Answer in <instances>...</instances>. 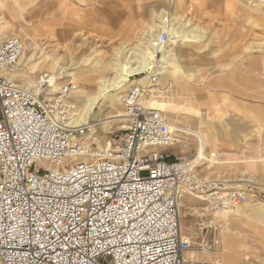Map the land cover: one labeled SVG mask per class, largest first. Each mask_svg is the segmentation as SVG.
I'll return each mask as SVG.
<instances>
[{
  "label": "rangeland",
  "instance_id": "rangeland-1",
  "mask_svg": "<svg viewBox=\"0 0 264 264\" xmlns=\"http://www.w3.org/2000/svg\"><path fill=\"white\" fill-rule=\"evenodd\" d=\"M0 2V38L8 33L23 42L14 79L34 87L40 76H52L54 83L45 92L73 84L74 118L83 108L87 110L84 101L94 94L101 79L114 77L127 66L126 62L113 69L117 61H123L116 55L123 45L144 43L141 50L126 49L139 57L153 46L152 35L167 31L165 53L175 72L159 75L158 87L166 86L160 107L169 124L197 131L203 138L204 157L195 160V177L220 184L222 192L234 188L246 194L245 203L233 209L236 214L216 215L219 247L207 253L208 258H199H212L217 264H264V222L249 216L253 206L264 208V119L251 118L257 107L264 112V0ZM163 16L176 17V24L159 28ZM42 20L53 22L38 29ZM172 31L186 39L172 38ZM161 55L156 53V58ZM96 61L108 62L106 73L100 71L108 77L99 78V71L94 72L99 67ZM162 63L154 61L153 65L160 70ZM61 65L63 72L58 71ZM132 81L117 78L96 108L82 115L81 120L86 117L92 124L84 137L92 150L123 142L126 122L119 98ZM167 102L177 110L169 113L163 106ZM115 115H119L116 120H107ZM197 148L198 137L175 130L171 153L190 157L197 154ZM180 203L182 232L195 242L197 216L207 202L184 193Z\"/></svg>",
  "mask_w": 264,
  "mask_h": 264
},
{
  "label": "built area",
  "instance_id": "built-area-1",
  "mask_svg": "<svg viewBox=\"0 0 264 264\" xmlns=\"http://www.w3.org/2000/svg\"><path fill=\"white\" fill-rule=\"evenodd\" d=\"M168 41L161 31L152 47ZM22 52L18 36L0 38V264H217L190 253L217 250L216 215L246 194L199 181L195 160L169 151L175 130L147 103L165 96L161 69L120 95L123 142L90 156L89 124L72 122L74 85L45 92L46 74L34 87L17 82ZM184 193L207 202L195 242L180 226Z\"/></svg>",
  "mask_w": 264,
  "mask_h": 264
},
{
  "label": "bare ground",
  "instance_id": "bare-ground-1",
  "mask_svg": "<svg viewBox=\"0 0 264 264\" xmlns=\"http://www.w3.org/2000/svg\"><path fill=\"white\" fill-rule=\"evenodd\" d=\"M162 26H164L165 27V25H162ZM160 27V28H163V27ZM169 28V27H168ZM180 33L178 32V31H175V33L172 31V38H175V39H179L180 38ZM157 37H158V35H157ZM156 37V38H157ZM171 38V39H172ZM175 39L173 40H171V41H175ZM156 40V39H155ZM152 45V44H151ZM128 50V49H127ZM161 51H162V55H161V57H160V59H157L156 58V52H157V50H155V49H153V47H148L145 51H143L142 52V54L139 56V57H135L133 54H132V52H128V51H126L127 52V66L124 68V70L123 71H116V75L114 76V77H110V78H105V79H101L100 80V87H99V89H97V92H95V94L93 95V96H91L90 98H89V106H88V108H87V110H84V108L78 113V116L79 117H76V118H73L72 119V122H74V123H78V122H81V121H85L86 123H88L89 124V122L88 121H86V117L85 118H83L82 120H81V117H82V115L84 116V115H87V113L88 112H90V111H92L94 108H96V106L99 104V102H100V99H101V97L106 93V92H109V90H111L112 88H113V86L115 85V80L117 79V78H125V79H127V80H131L132 79V77L133 76H142L143 75V73H147L151 68H152V66H153V63H154V61L155 62H165V52L167 51L166 49H164V47H162L161 48ZM155 57V58H154ZM19 61H20V59H19ZM162 63V64H163ZM12 75H14V73H11V77H12ZM142 77H144V78H146V75H144V76H142ZM13 78V77H12ZM14 79V78H13ZM48 81H49V85H50V87L52 86V84L54 83L53 82V77L52 76H48ZM135 84H137V83H132V84H130L129 86H131V85H135ZM128 86V87H129ZM127 87V88H128ZM126 88V89H127ZM125 89V90H126ZM124 90V91H125ZM50 93H53V90L51 89L50 91H49ZM112 98L113 99H118V97L117 96H115V95H112ZM120 99V98H119ZM163 98H161V99H156V98H150L149 100H148V104H150L151 106H153V107H155V108H157V109H159L160 111H163V108L162 107H160V101L162 100ZM111 103V102H110ZM159 104V105H158ZM87 105V104H86ZM85 107V106H84ZM164 112V111H163ZM77 116V115H76ZM116 117H119V115H116V116H111V117H108L107 118V120H116L117 118ZM123 117H124V113H123ZM105 120V119H104ZM90 126H92V124L90 123L89 124ZM170 126H171V124H170ZM175 126V125H174ZM171 128L173 129V130H176V127H172L171 126ZM201 148V147H200ZM94 151L95 150H90L89 151V155L90 156H92V155H95L94 154ZM202 151V150H201ZM201 157H203V155H202V152H200V153H198V154H196V155H192V156H190V158H193V160H198V158H201ZM200 200H204V198H202V197H200ZM180 205H182L181 203H180ZM183 207H184V205H183ZM231 211H233V210H231ZM182 230V229H181ZM190 255H193V257H195V258H199V257H203V256H206V258H208L207 256L209 255V254H198V253H196V254H194V253H190ZM196 255H200V256H196ZM205 258V259H206ZM203 259V258H202ZM212 259V258H211Z\"/></svg>",
  "mask_w": 264,
  "mask_h": 264
},
{
  "label": "crops",
  "instance_id": "crops-1",
  "mask_svg": "<svg viewBox=\"0 0 264 264\" xmlns=\"http://www.w3.org/2000/svg\"><path fill=\"white\" fill-rule=\"evenodd\" d=\"M186 2V1H185ZM0 5H1V2H0ZM189 8V7H188ZM176 17H174V16H172V17H165V16H163V19H162V25H165V27H169L168 25H171V26H174V24H176ZM53 22V21H52ZM52 22H50V21H48V20H42L40 23V25H39V27H38V29L39 28H41V27H43V26H48V25H50V23H52ZM162 25H160V26H158L159 28L162 26ZM1 30V29H0ZM180 33V32H179ZM8 33H3V35L1 36V38H4V37H8ZM180 35H181V39H184L185 38V36H183L181 33H180ZM153 36V39L155 40L156 39V37H157V34H154V35H152ZM150 38V37H149ZM148 38V39H149ZM147 39V40H148ZM186 39V38H185ZM188 40H191L190 38H187ZM151 41V40H150ZM172 42H174V41H172ZM143 46H145L144 45V43H141V42H139L138 44H136L135 46H128V44H125V45H123V47H122V49L121 50H119V51H117L116 52V55H117V57H119L120 55L122 56V59H123V61L122 62H119V61H117L116 63H115V65H114V67H113V69H115V67H116V65H118L120 68H122V67H124L125 66V63L127 62V52H126V49L127 48H135V49H140L141 50V47H143ZM146 47V46H145ZM168 52V51H167ZM30 58H31V56L30 57H28V58H26V60H30ZM168 58V56H167V54H165V62L163 63V64H161V73H165V74H167V75H170V74H172L173 72H175V70L173 69V66L171 65L172 63L167 59ZM25 59V57H24V53H23V56H22V60H24ZM54 60L55 59H52V64H53V62H54ZM20 61H21V59H20ZM19 61V62H20ZM73 63L74 64H78V61L77 60H73ZM96 65H98L99 67L98 68H95L94 69V72H98L99 71V73L100 74H98L99 75V78H103V77H108L107 76V74H104V73H106V70H108V68H110V66L108 65V62L107 63H103V62H99L98 63V61H96ZM51 67H52V65H51ZM60 67V69L58 70V71H60V72H63L64 71V67L61 65V66H59ZM124 70V69H123ZM100 71H103V72H100ZM113 74H114V72H113ZM112 74V75H113ZM18 75V73H14V75H12V77L13 78H15L16 76ZM69 75L70 76H73V75H71V73H69ZM105 79V78H104ZM123 81H129V80H127V79H125V78H121ZM145 78L144 77H142V76H133L132 77V79L130 80V81H132V83H139V82H141L142 80H144ZM132 83H129V84H132ZM101 84V83H100ZM99 87H100V85H99ZM99 87L97 88V89H99ZM97 89H96V91L95 92H97ZM81 92V91H80ZM95 92H94V94H95ZM93 94V95H94ZM92 95V96H93ZM91 97V96H90ZM90 97H88L85 101H84V104L83 105H85V108H88V104H89V98ZM87 104V105H86ZM163 106H165V108L167 109V111L169 112V113H172V112H175L176 110H177V107H176V105L175 104H173V103H171V102H167V103H165V104H163ZM116 116V115H115ZM109 117H111V116H109ZM108 118V117H107ZM252 118V120H255V121H257V122H260V120H262V119H264V112L262 111V108H260V107H257L256 108V114H255V116H252L251 117ZM171 124V126L172 127H176V131H181V132H185V133H187V134H190V135H193V136H196V137H198V148H197V154L198 153H200V152H202V155H203V157H204V147H205V142H204V140H203V138L199 135V133L197 132V131H192V130H190L189 128L188 129H182V128H180L179 126H177L176 124H174V123H170ZM175 125V126H174ZM201 147V148H200ZM202 150V151H201ZM192 156V155H191ZM236 210L235 211H232V213H234V214H236ZM251 213L249 214V216H251L252 218H254V219H256V220H258V221H261V222H264V208H263V206H261V205H255V206H253L252 207V211H250Z\"/></svg>",
  "mask_w": 264,
  "mask_h": 264
}]
</instances>
